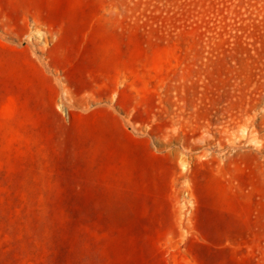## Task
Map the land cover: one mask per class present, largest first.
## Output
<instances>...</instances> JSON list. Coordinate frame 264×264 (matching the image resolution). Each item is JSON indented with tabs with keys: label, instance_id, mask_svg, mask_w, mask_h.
<instances>
[{
	"label": "rangeland",
	"instance_id": "374dc122",
	"mask_svg": "<svg viewBox=\"0 0 264 264\" xmlns=\"http://www.w3.org/2000/svg\"><path fill=\"white\" fill-rule=\"evenodd\" d=\"M0 264H264V0H0Z\"/></svg>",
	"mask_w": 264,
	"mask_h": 264
},
{
	"label": "crops",
	"instance_id": "0c3cea01",
	"mask_svg": "<svg viewBox=\"0 0 264 264\" xmlns=\"http://www.w3.org/2000/svg\"><path fill=\"white\" fill-rule=\"evenodd\" d=\"M87 117H88L87 120L92 119V115H89V116H87Z\"/></svg>",
	"mask_w": 264,
	"mask_h": 264
}]
</instances>
